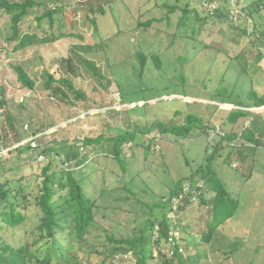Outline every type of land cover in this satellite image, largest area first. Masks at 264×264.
<instances>
[{"label": "rangeland", "instance_id": "1", "mask_svg": "<svg viewBox=\"0 0 264 264\" xmlns=\"http://www.w3.org/2000/svg\"><path fill=\"white\" fill-rule=\"evenodd\" d=\"M34 1L43 2L44 7L31 10L19 26L21 33L42 35L44 30L48 34H74L82 40L67 37L15 51V42L8 43L5 38L11 31V17L0 11V183L7 179L12 185L29 182L32 187L25 191H31L36 186L31 177L40 176L49 161L56 179H62V162L68 153L72 168L87 164L75 171L96 204L86 237L87 250L102 253L112 245L109 239L138 238L150 220L162 217L161 201L175 185L199 180L196 172L206 166L207 155L220 140L218 130L237 134L249 126L257 110L234 124L228 116L234 109L251 110L250 91L264 96V58L256 60L257 53H250L253 47L248 39L226 31L227 25L209 18L206 8L196 0ZM258 1L241 3L253 4L255 9ZM100 6L108 12L98 17V31L94 32L92 10ZM171 7H187V13L183 17L180 12L167 15ZM54 8L53 22L46 17L37 28L36 18ZM163 16L169 21L139 25ZM140 53L145 55V67L141 66ZM66 59L72 72L62 63ZM16 67L35 81L32 92L17 80ZM47 73L56 81L53 88L62 87L59 79H68L82 97L63 87L61 94L47 88ZM114 97L120 100L115 102ZM186 116L193 118L187 135L159 136L154 131L182 126ZM119 134L133 141L132 146L122 149L124 165L113 159L109 140L89 147L81 142L73 145L83 138L93 141L100 135L108 139ZM36 135H41L39 145L50 150L45 160L37 162L31 152L16 157V149L26 147ZM152 137L157 141L154 138L150 143ZM227 142L211 159L209 169L236 207L208 245L201 241V235L212 220L214 193L206 189L208 203L186 208L181 214L189 220L184 232L190 247L186 256L192 260L199 255L197 264H264V138L259 147L238 145L230 156ZM65 143L73 148H65ZM68 165L64 167L70 169ZM113 181L117 185L108 188ZM27 214L31 217L20 228L22 235L5 232L7 240L33 242L41 213L29 205ZM71 228L64 229L69 237L62 240L63 253L78 251L84 263L98 264L102 258L80 252Z\"/></svg>", "mask_w": 264, "mask_h": 264}, {"label": "trees", "instance_id": "2", "mask_svg": "<svg viewBox=\"0 0 264 264\" xmlns=\"http://www.w3.org/2000/svg\"><path fill=\"white\" fill-rule=\"evenodd\" d=\"M192 1L196 2L197 0ZM197 2H200L201 5L206 8V13L209 18L219 22V24L223 23L224 25H227L228 28L226 31L239 33L241 37L248 39L249 45L253 47V51H250V53H257L256 60L259 61L264 58V51H262V47L264 46V0H259L257 5L254 2V6L256 7L255 9H253V4L242 5L241 0H231V3H228V5L218 4L215 0ZM205 2H207V4L216 3L218 5V9L213 16L209 15ZM259 4H262L261 7ZM232 5H234L239 11L237 21L235 23L229 20V11L231 10ZM35 6L44 7V3H36L34 0H0V11L11 17V31L8 32V36L5 38L8 43L15 42L13 50H24L26 48L42 44L55 43L63 38L76 37L74 34L65 33L48 34L44 32L43 29V31L40 32L42 35H39L36 31L32 33H30V31L21 33V29L19 28L20 24L27 20L26 17L31 14V10H33ZM250 7H252V11L250 10ZM47 10L48 11L45 12L42 17L36 18L37 28L42 27V21L46 17H49L50 23L53 22L52 17L57 11H55V8L53 10ZM92 12L94 15L91 22L94 32H97L98 17L106 15L108 11L104 6H100L95 10L93 9ZM176 12H180L182 14L180 17H183V15L187 13V7L184 9L171 7L167 15L171 13L175 14ZM258 14H260V16ZM165 20L169 21V17L163 16L161 18H152L139 25L147 27L154 23H163ZM76 38H80L82 40L81 36H77ZM138 57L141 60V66L145 67V55L140 53ZM69 61V59H66V61L63 60L62 63L65 62L68 72H72V65ZM154 62L155 65H158V60H155ZM15 70L17 80L21 83L22 87L32 92L35 88V81L28 77L26 72L21 68L16 67ZM57 82L63 88L68 89L70 92H74L80 98L82 97L79 91H74L73 85L68 79H59ZM53 83H56V81L48 74L45 86L52 89L57 94L63 93L62 87L53 88ZM249 97L253 101V104L250 107L251 110H231L228 116L229 122L234 124L240 118H247L249 115H254L252 110H257V112H255L256 116L251 119L249 126L244 127L240 133H221V130H218L217 135L220 140L214 145L215 147L211 154L207 155L206 166L199 168L196 172L199 176V180H191L193 185L197 183H203L204 185V192L200 194L198 203H208L206 199V189L214 193V196L211 199L213 203L212 220L209 224H207L206 231H204L201 235V241L206 245L211 242L218 228L231 217L233 209L236 207V202L229 200L222 183L215 181L217 176L214 174L215 172L209 169L211 159L216 153L221 152L224 148L225 141H228V144L225 146L229 147L230 156L235 153L238 145L240 147H259L262 144L260 139L264 138V96H258L255 91H250ZM192 124L193 118L191 116H186L185 124L182 126L171 125L154 129V131L157 130L159 136L163 133H172L177 135L180 133L183 136L190 133ZM154 138L156 140V137H152L150 139V143L154 141ZM40 139L41 137L38 140ZM104 140L112 142V151L114 154V156H112L113 159L116 160L119 165L120 163L124 165V160H121L120 158L122 149L123 147L131 145L133 142L132 138L127 137L124 134L115 135L108 139H106L103 135H100L99 139H95L93 141L88 138H83L81 141H74L73 145L81 142L84 147H89L94 143H100ZM209 144L211 146L213 145V143ZM73 145L65 143L64 147L72 149ZM41 148L42 150L40 152L46 158L49 155L50 150H48L43 144L41 145ZM146 150H149V148L146 147ZM16 151L19 153L16 157L22 156L23 152H26L28 156L31 154L35 155L37 160V155L31 152L29 144L26 147L17 148ZM84 158L86 159V157ZM20 159L25 158L21 157ZM68 160L69 153L67 154V159L64 158L62 162V177L64 178H60L59 180L56 179V173L52 172L51 162L49 161L42 168L40 176L31 177L34 179V183L36 184L31 191H25V188L31 185L29 182L26 185H21L20 182L12 185L10 184L11 181L7 179L4 183H0V264H86L84 261L79 259L78 251H69L68 254L63 253L64 246L62 244V240L69 237V232L64 231L65 227H72L70 234H73L79 243L80 252L85 255H89L90 257L97 255L102 258L98 264H155V262L157 264L198 263L199 255H195L194 258L190 260L187 256H182L178 253H176L173 257L161 254L160 249L166 246L168 238V222L166 219L167 207L162 203V207L164 208L163 216L150 220L140 237L120 240L109 239L112 245L109 249L104 250L102 253H98L96 250L92 249L87 250L86 237L89 234L94 221L96 204L95 201L86 194L82 185V180L77 179L75 176V171H81V169L87 164L82 165L81 168H72L71 163H68ZM82 161L83 159L80 163H82ZM66 164H69L68 166L70 169L64 167ZM183 183L184 182H181L175 185V187L171 189L169 195L165 197L176 195L180 191ZM116 185L117 184L113 181L107 186L108 188H112ZM31 187L32 186H30V189ZM35 189H37L36 192L34 191ZM186 198L190 200V197ZM186 198L185 202L188 203L189 200ZM186 203L184 205H186ZM29 205L35 206L41 213L36 231L34 233L35 239L32 243H29L28 241L21 242L17 240L16 242H12L7 240V234H5V232H8V234L11 233L14 237H20L22 235L20 228L22 225L26 224L31 217L27 214ZM181 209L185 210L186 207L182 206ZM219 209L221 210L219 211ZM182 221L184 222L183 231L186 232L189 225L188 222L184 220L183 215ZM155 225L160 226L159 238H155L153 233ZM183 241L184 248L188 251L190 247L188 245L187 238L184 237ZM38 245L41 246L38 249H35ZM42 252L43 254H40ZM87 262V264H90L89 260Z\"/></svg>", "mask_w": 264, "mask_h": 264}, {"label": "built area", "instance_id": "3", "mask_svg": "<svg viewBox=\"0 0 264 264\" xmlns=\"http://www.w3.org/2000/svg\"><path fill=\"white\" fill-rule=\"evenodd\" d=\"M197 1H205V0H197ZM234 1V0H232ZM207 10L210 16H213L218 9V5L216 3L207 4ZM239 11L238 9L232 5L231 10L229 11V20L235 23L237 21V15ZM119 97H114L113 101H119ZM24 101V97L21 98L20 102ZM27 128V126L25 127ZM41 135L33 136L27 143L31 148V152L37 155V162H43L45 160V156L40 152L42 150L41 145L38 143V139ZM204 189L203 183H197L195 185L192 184L191 180H186L181 185L180 191L174 195L165 197L162 199L161 203L165 205L166 208V219L168 222V238L166 246L161 250L162 255H167L168 257H173L176 253L186 256L187 251L184 248V231L183 226L184 222L182 221V212L184 210L181 209L182 206L186 208L194 206L198 203L200 194ZM186 197H190V200ZM185 198L189 200L188 203L185 202ZM186 203V205H184ZM154 236L155 238L160 237V226L155 225L154 227Z\"/></svg>", "mask_w": 264, "mask_h": 264}, {"label": "crops", "instance_id": "4", "mask_svg": "<svg viewBox=\"0 0 264 264\" xmlns=\"http://www.w3.org/2000/svg\"><path fill=\"white\" fill-rule=\"evenodd\" d=\"M185 210H186V209H185ZM185 210H184V211H185ZM186 222H188V225H189V220H188V221H186Z\"/></svg>", "mask_w": 264, "mask_h": 264}, {"label": "water", "instance_id": "5", "mask_svg": "<svg viewBox=\"0 0 264 264\" xmlns=\"http://www.w3.org/2000/svg\"><path fill=\"white\" fill-rule=\"evenodd\" d=\"M206 4V3H205Z\"/></svg>", "mask_w": 264, "mask_h": 264}]
</instances>
